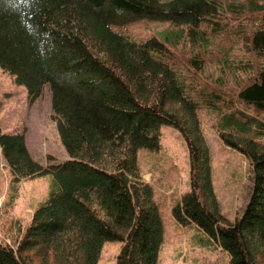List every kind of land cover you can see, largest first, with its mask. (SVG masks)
I'll return each mask as SVG.
<instances>
[{
	"label": "trees",
	"instance_id": "obj_1",
	"mask_svg": "<svg viewBox=\"0 0 264 264\" xmlns=\"http://www.w3.org/2000/svg\"><path fill=\"white\" fill-rule=\"evenodd\" d=\"M142 19L168 23L163 38L121 31ZM222 35L241 39L248 52L233 64L242 77L234 76L231 95L223 76L213 75L225 73L222 67L209 69L208 80L202 76L210 63L201 50ZM183 44L189 51L179 55L174 49ZM0 68L26 88L30 102L48 89L67 156L42 165L22 131H0L1 155L15 180L52 175L58 185L19 241H0V264H92L102 239L121 243L115 264H157L160 205L142 179L137 152L160 149L162 125L177 129L188 147L187 212L215 228L231 264H262L264 123L227 113L219 128L223 142L252 167L248 202L228 221L214 199L198 111L240 103L264 112V0H0ZM96 191L125 231L96 217ZM184 211L179 202L171 207L182 226L192 223Z\"/></svg>",
	"mask_w": 264,
	"mask_h": 264
},
{
	"label": "rangeland",
	"instance_id": "obj_2",
	"mask_svg": "<svg viewBox=\"0 0 264 264\" xmlns=\"http://www.w3.org/2000/svg\"><path fill=\"white\" fill-rule=\"evenodd\" d=\"M240 19L238 18V21ZM168 27L169 24L165 22L142 19L120 29L140 40L151 36L162 39ZM238 40L239 42L232 41L223 35L212 37L208 48L201 50L210 63L206 66L207 71L202 75L203 78L208 80V77H211L209 69L215 71L222 67L225 73L222 74L220 71L213 75L223 76L222 81L225 83L223 89L229 95L233 93L238 83L234 76L242 77L240 70H236L233 64H236L239 58L246 59L248 54L241 39ZM174 50L179 55H184L189 51V46L183 44ZM227 64L235 71L228 70L225 67ZM64 77L71 81V77ZM227 113H241L264 123V112H255L240 103H234L230 110L225 111L209 108H201L198 111L202 135L209 152L214 199L222 216L228 221H233L241 215L248 202L252 167L242 153L226 145L220 138L219 128ZM0 131L2 133L22 131L30 155L42 165L53 161L61 162L67 158L57 133V122L51 109L48 89L44 88L42 94L30 102L26 88L16 84L14 78L1 68ZM261 141L264 142V137ZM137 163L143 181L150 183L154 198L160 205L163 228L157 264H231L233 255L217 236L215 228L203 226L194 220L185 208L190 191V161L183 135L171 126L162 125L160 149L139 150ZM57 189V181L52 175L15 180L0 151V241L11 245L19 241L35 210ZM93 194L101 210L98 212L95 209L96 217L102 221H105V218L115 222L117 217L111 205L99 192ZM176 202L182 205L185 217L192 222L189 225H179L173 219L170 209ZM116 224L121 225L125 231V225L117 221ZM99 245V252L97 250L92 256L93 260L95 259L92 264H115V256L121 243L118 240L102 239ZM262 254L264 253L260 254V261L264 264Z\"/></svg>",
	"mask_w": 264,
	"mask_h": 264
},
{
	"label": "crops",
	"instance_id": "obj_3",
	"mask_svg": "<svg viewBox=\"0 0 264 264\" xmlns=\"http://www.w3.org/2000/svg\"><path fill=\"white\" fill-rule=\"evenodd\" d=\"M146 182H148V181H146Z\"/></svg>",
	"mask_w": 264,
	"mask_h": 264
}]
</instances>
